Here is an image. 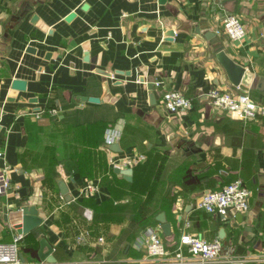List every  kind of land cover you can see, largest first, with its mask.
<instances>
[{"label": "crops", "instance_id": "1", "mask_svg": "<svg viewBox=\"0 0 264 264\" xmlns=\"http://www.w3.org/2000/svg\"><path fill=\"white\" fill-rule=\"evenodd\" d=\"M225 15L244 25L241 43L216 34ZM207 32L246 69L241 91L264 106V0H0V171L9 182L0 193V243L16 234L9 214L33 206L41 221L23 238L37 243L36 259L19 252L25 263L41 262L40 241L54 264L131 263L143 255L136 243L145 229L122 240L128 217L110 205L145 199L157 186L156 217L164 215L171 234L164 237L156 220L150 227L160 228L168 249L186 232L264 264V118L237 122L211 106V90H236ZM15 79L23 91L10 88ZM167 91L189 99L190 109L168 113ZM107 130L119 137V153L103 143ZM23 152L42 153L43 166H22ZM140 155L130 182L109 163ZM138 165L150 167L148 178ZM234 178L250 192L248 211L222 217L197 209L203 194ZM88 184L96 190L84 193Z\"/></svg>", "mask_w": 264, "mask_h": 264}, {"label": "built area", "instance_id": "2", "mask_svg": "<svg viewBox=\"0 0 264 264\" xmlns=\"http://www.w3.org/2000/svg\"><path fill=\"white\" fill-rule=\"evenodd\" d=\"M216 34H224L230 41L241 43L246 36V30L236 15H225L222 27ZM158 87L159 83L155 82ZM235 92L213 89L208 93L211 106L214 110L223 112L229 118L239 122H250L258 117L264 118V106L257 105L251 100L247 92L241 91L240 86L235 87ZM161 105L168 113L176 114L190 109L191 101L175 91H167L162 94ZM53 112V111H51ZM117 137L111 130H107L104 144L110 147L117 143ZM1 156V153H0ZM145 160L144 156L125 157L121 160H110V166L122 169H130ZM9 187L6 176V168L0 171V193H4ZM96 186L88 184L84 193H91ZM250 192L242 181L235 180L220 190L207 192L201 196L197 203V209L208 214L226 216L231 211L246 212L249 209ZM88 219L89 213L84 212ZM188 226V224H187ZM23 235L15 234L9 243H0V264H48L25 263L19 255L18 245ZM100 241V239H99ZM76 242L82 244L84 236L76 237ZM139 250L143 255L128 264H247L249 259L234 255L222 254L220 243L208 241L204 238L183 232L179 242L173 249L165 245L159 227H149L137 239Z\"/></svg>", "mask_w": 264, "mask_h": 264}, {"label": "water", "instance_id": "3", "mask_svg": "<svg viewBox=\"0 0 264 264\" xmlns=\"http://www.w3.org/2000/svg\"><path fill=\"white\" fill-rule=\"evenodd\" d=\"M165 0H158L159 4H163ZM73 14H69L65 21L72 18ZM174 35L173 31L167 32V37H172ZM204 38L210 42L212 51L214 52L218 62L222 66L227 80L234 87H238L246 83L248 80V76L246 74V69L235 63L231 58H229L224 52L223 45L221 44L222 39L218 38L213 32H207L204 34ZM10 88L15 91H23L25 88V83L21 80H12L10 84ZM148 88L150 90L153 89V85L149 84ZM82 100H86L87 102L97 103L98 100L96 98H82ZM111 150L119 153L120 148L118 144H115L111 147ZM114 172L120 174L126 181H131V169H119L115 168ZM57 187L59 195L67 202L69 201V197H67V190L65 185L61 180L57 181ZM9 225L11 229L16 234L25 235L31 232L40 224V218L37 216V211L33 206H21L16 208L14 212L9 214L8 216ZM156 221L160 224L161 232L164 237H169L171 234L170 224L166 222L164 215L161 213L156 217ZM223 230L221 231V234ZM43 248H46V252H43ZM238 253L241 252V247H237ZM52 249L45 245L42 241L39 242V250L37 252L38 259L41 262H46L48 264H54V259L51 257Z\"/></svg>", "mask_w": 264, "mask_h": 264}, {"label": "trees", "instance_id": "4", "mask_svg": "<svg viewBox=\"0 0 264 264\" xmlns=\"http://www.w3.org/2000/svg\"><path fill=\"white\" fill-rule=\"evenodd\" d=\"M259 118V117H258ZM254 121V120H253ZM239 122V121H237ZM104 143V139H103ZM19 160L22 164V166H25L27 164L28 167L30 166H43V162L45 161V158L43 154H37V153H28L23 152L21 155H19ZM138 165L137 167H139ZM139 173L140 175H146L148 178L149 174L151 173L150 167L147 165L145 167H139ZM110 173L113 174V170L110 169ZM154 173V172H153ZM188 177V176H186ZM238 180L237 178L232 179L229 183ZM228 183V184H229ZM226 184V185H228ZM141 187H145V182L141 184ZM225 185V186H226ZM154 186V185H153ZM136 187L139 188V186H133L132 190L135 191ZM152 193L150 196H148L145 199H142L141 197H133L129 202H126L124 200L115 201L111 203L110 206H115V209H112L113 212H115L116 216H123L128 217V223L126 226V229L123 232L122 240H127L133 236H135L140 230L147 229L150 227V224L152 222H156V204H154V197L153 195L156 192L157 186L153 187ZM150 185L147 186L146 191L149 192ZM128 211L130 212L128 214ZM127 212V213H126ZM157 223V222H156ZM23 247L19 248V252L23 254V256H29L30 259L35 260L36 259V250H37V243L32 238L30 234L26 235L23 238ZM21 249V250H20Z\"/></svg>", "mask_w": 264, "mask_h": 264}]
</instances>
